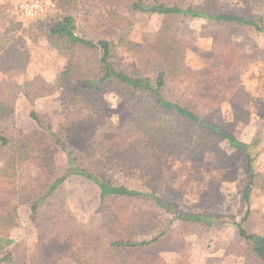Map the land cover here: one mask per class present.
I'll return each mask as SVG.
<instances>
[{
	"label": "trees",
	"instance_id": "trees-1",
	"mask_svg": "<svg viewBox=\"0 0 264 264\" xmlns=\"http://www.w3.org/2000/svg\"><path fill=\"white\" fill-rule=\"evenodd\" d=\"M52 1L57 3L60 13L51 15L42 12L30 20V26L34 30V39L43 36L52 48L67 53L64 71L56 85L40 77L24 81L19 86L4 82L0 87V123L12 113L14 87L31 105L38 98L65 89L72 94L74 106L80 109L93 107L89 96L92 92L115 91L139 104L129 136L141 148L134 151L130 164L118 159L120 163L116 166L122 170L119 179L107 175L100 168L104 160L103 147L100 136L90 133L88 129L91 115L64 122L54 130L50 124L42 125L38 114L31 110L29 117L39 129L29 134L18 130L5 134L1 132L0 125V226H9L15 216L10 196H5L3 185L16 180L22 171L33 169L38 175L30 187L19 186L17 192L28 198L30 221L37 234L34 251L40 258L48 252L51 259L72 264H162L160 261H114L112 253L119 249L156 248L171 232L179 237L194 230L212 232L221 226H232L247 246L253 264H264V236L250 232L245 226L252 212L250 200L253 190L264 189V174L253 169V162L264 150V125L261 132L263 139H258L252 145L238 139L227 126L214 125L209 121L203 110L216 108L219 99L215 97L214 88L227 79V74L221 73L212 63L204 68L208 76L203 83L200 82L203 69L189 71L186 68L188 45L176 37V27L187 20L249 28L264 36V27L260 22L221 11L217 0H205L199 5L190 0H134L131 3L133 11L158 15L161 22L154 40L147 45V54H138L140 62L143 58L146 60L144 64L140 65L139 70L126 69L114 61L116 48L133 50L122 34L116 42L100 38L96 34L97 28H93L90 35L86 32L89 24L79 26L72 13L75 7L70 10L71 4L76 5L77 0ZM100 2L104 6L106 0ZM106 14L108 19L105 26L122 32L127 19L113 10H107ZM83 18L87 22L85 15ZM19 26L17 24L16 28ZM12 32L7 29L0 34V52L17 47L12 44ZM212 57L218 64L229 68L243 66L247 62L244 53L231 42L215 43ZM152 58L163 63V69L155 78L148 76ZM25 62V54L18 49L11 58L2 59V66L4 71L16 70L23 68ZM190 77L196 80L197 85L206 86V93L196 90L187 97H176L169 91V80L182 82ZM233 112L235 120L245 119L237 107H233ZM166 117L176 119L175 131L182 139L179 147L173 146L170 134L162 128ZM188 122L196 125V128L190 129ZM81 126L85 127V131ZM69 140L80 146L79 156L68 148ZM220 140L242 159L245 168L246 184L242 193L244 213L240 219L217 212L181 210L176 203L168 202L157 194L171 155L180 150L195 155L202 147ZM73 180H84L95 186L97 203L88 225L66 237L59 228L62 211L56 202V194ZM131 206L142 210L139 220L127 218L126 213ZM146 228L150 237L137 240ZM9 244L10 241L0 239L1 261L25 264L18 260V244L7 248Z\"/></svg>",
	"mask_w": 264,
	"mask_h": 264
},
{
	"label": "rangeland",
	"instance_id": "rangeland-1",
	"mask_svg": "<svg viewBox=\"0 0 264 264\" xmlns=\"http://www.w3.org/2000/svg\"><path fill=\"white\" fill-rule=\"evenodd\" d=\"M30 0H0V34L7 29L12 32L13 50L0 52V87L4 82L16 86L36 77L42 78L51 85H56L66 66L68 55L51 47L45 37L36 39L31 29L30 20L20 14V5ZM45 6V13L55 15L60 13L57 3L52 0H39ZM134 0H106L103 6L100 0H77L70 6L75 7L73 15L79 26H89L86 32L111 41H118L122 34L128 40L133 50L126 51L121 47L115 49L114 61L126 69L139 70L146 60L140 62L139 55H146L147 45L151 43L160 26L161 17L146 15L131 9ZM195 4H203L205 0H190ZM219 9L225 13L237 14L259 21L264 27V0H217ZM107 10L120 13L127 19L122 32L106 27ZM85 15L84 21L83 16ZM20 24L18 28L16 25ZM33 34V36H32ZM176 37L187 42L185 66L189 71H201L200 82L208 76L204 68L214 63L221 73L227 74V79L214 88L215 97L219 101L216 108L203 110V114L214 125L227 126L240 140L254 144L263 139L264 125V36L253 29L238 28L228 25L216 26L203 20H187L176 27ZM231 42L244 53L247 62L243 66L227 67L218 64L212 57L215 43ZM21 44V46H20ZM20 47V48H19ZM20 49L26 56L23 68L4 71L2 59L11 58ZM12 51V52H11ZM163 69V63L157 58L150 59L148 76L155 78ZM191 77L186 81L168 82L169 91L178 97H185L197 92L206 93L207 87L195 83ZM12 113L1 121V132L8 134L15 130L29 134L39 127L30 117L34 110L42 125L50 124L54 130L70 120L84 119L91 115L92 121L88 129L99 135L103 147L104 160L100 165L107 175L119 178L122 170L116 166L123 159L128 164L135 150V145L129 136L132 121L138 113V103L122 97L119 92L110 91L91 93L90 109H80L74 106L72 94L65 89H59L54 94L38 98L31 105L14 87ZM233 107H237L245 116L237 121ZM183 122V121H181ZM194 130L196 125L187 123ZM176 119L166 117L162 128L170 134L174 147L181 145L175 131ZM84 129L85 127L81 126ZM263 136V137H262ZM80 143V142H79ZM130 145H133L130 147ZM68 148L75 156L80 155L79 145L67 141ZM136 152V151H135ZM63 157V156H62ZM61 161V159H60ZM58 160V162L60 163ZM56 162V164H58ZM1 167V162H0ZM253 169L264 174V150L255 161ZM37 172L33 169L22 171L16 180L5 182V196H10L14 219L9 226H0V239L10 241L7 248L18 244V260L25 264H72L65 260L51 259L49 254L42 258L35 254L37 241L36 230L30 221L29 202L24 194L17 192L19 186L30 187ZM246 184V172L242 159L224 142L217 141L201 148L195 155H188L183 150L171 155L164 169L157 194L168 202H174L179 209L188 212H217L233 215L240 219L244 213L242 193ZM96 188L84 180H73L56 194V202L61 208L60 231L66 237L81 231L88 225L96 209ZM251 216L246 223L247 229L264 236V189L255 188L251 195ZM142 210L131 206L126 216L128 219L139 220ZM146 228L137 237L144 240L150 237ZM171 232L161 244L154 247H138L135 249H119L112 253L114 261H129L146 263L160 261L162 264H253V259L247 246L232 226H221L212 232L194 230L179 237ZM47 251V249L45 250ZM0 252V258L2 257ZM0 264H6L0 259Z\"/></svg>",
	"mask_w": 264,
	"mask_h": 264
},
{
	"label": "built area",
	"instance_id": "built-area-1",
	"mask_svg": "<svg viewBox=\"0 0 264 264\" xmlns=\"http://www.w3.org/2000/svg\"><path fill=\"white\" fill-rule=\"evenodd\" d=\"M20 14L24 19L31 20L45 10L44 4L39 0L25 1L20 5Z\"/></svg>",
	"mask_w": 264,
	"mask_h": 264
}]
</instances>
